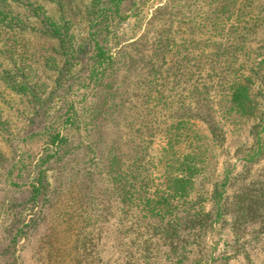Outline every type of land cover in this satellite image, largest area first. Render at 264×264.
<instances>
[{
  "label": "rangeland",
  "instance_id": "rangeland-1",
  "mask_svg": "<svg viewBox=\"0 0 264 264\" xmlns=\"http://www.w3.org/2000/svg\"><path fill=\"white\" fill-rule=\"evenodd\" d=\"M0 264H264V0H0Z\"/></svg>",
  "mask_w": 264,
  "mask_h": 264
}]
</instances>
